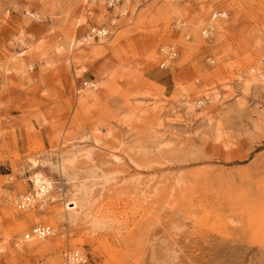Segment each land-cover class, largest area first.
Here are the masks:
<instances>
[{
  "label": "rangeland",
  "instance_id": "obj_1",
  "mask_svg": "<svg viewBox=\"0 0 264 264\" xmlns=\"http://www.w3.org/2000/svg\"><path fill=\"white\" fill-rule=\"evenodd\" d=\"M260 62L264 0H0V264H264ZM28 158L53 202L19 211Z\"/></svg>",
  "mask_w": 264,
  "mask_h": 264
},
{
  "label": "bare ground",
  "instance_id": "obj_2",
  "mask_svg": "<svg viewBox=\"0 0 264 264\" xmlns=\"http://www.w3.org/2000/svg\"><path fill=\"white\" fill-rule=\"evenodd\" d=\"M169 2H172V0H168ZM172 3H169V5H168V9H170V8H172V5H171ZM111 6V5H110ZM172 10V9H171ZM221 13H220V16L217 18V19H215V20H211V21H209V22H207L206 24H205V27H204V29L205 28H207V27H209L210 29H211V32H210V36L209 37H204L203 36V32H204V29L202 30V36L205 38V39H209V38H211L212 37V35H213V33H214V31L216 30V20H218V19H221V18H225L226 17V13L225 12H222V11H220ZM201 14V13H200ZM203 15V13L201 14V16ZM203 16H205V15H203ZM213 17V16H212ZM203 18V17H202ZM116 23V21H113L112 22V24L114 25ZM218 27H220L221 28V26H220V24H218ZM94 29V28H93ZM96 30V32H97V34L100 36V38L101 37H106L107 36V34H108V32H109V30L108 29H101L100 31L99 30H97V29H95ZM20 33H22L23 34V32L21 31ZM222 34V33H221ZM89 38L88 39H86V40H84V42H86L87 44L86 45H91V43H93V38L91 37V36H88ZM19 39V38H18ZM89 41H92V42H89ZM173 47V46H172ZM162 49H172L171 48V46L169 47V46H165V47H163ZM174 49V48H173ZM173 51V50H172ZM11 57V56H10ZM169 59H171V58H169ZM169 59H167V61H166V65H167V63L169 64ZM260 64H262V68H258V74H259V77L262 79V81L264 82V63L263 62H260ZM167 67V66H166ZM77 71V73H80L81 72V70H76ZM260 79V80H261ZM258 81V80H257ZM91 87H95V84H91ZM232 90V89H231ZM233 91V90H232ZM81 92H79V94H80ZM193 109V108H192ZM178 121L179 122H184V120H183V118L182 119H180V118H178ZM73 143V142H72ZM161 143V142H160ZM70 144H71V142H70ZM161 146V145H160ZM76 149V145H72V150H75ZM77 149H78V147H77ZM115 150H117V149H115ZM60 151V150H59ZM82 152V151H81ZM80 152V153H81ZM85 152V151H84ZM113 152V151H112ZM55 154V153H54ZM72 155H73V157L77 154L76 152H72L71 153ZM53 157V156H52ZM83 157H84V155H83ZM109 157L110 158H112L113 160H119V158L118 157H116L113 153H109ZM69 158L70 157H68V159H65V158H63V156H62V153H58L57 154V158L56 159H54L55 160V162L53 163L52 162V165H54V167L59 171V172H62V170H63V168H64V165L66 164V163H68V162H70L71 161V159L69 160ZM75 158V157H74ZM50 159H51V157H50ZM92 159V158H91ZM86 160V159H85ZM84 160V161H85ZM87 161V160H86ZM90 161V160H89ZM88 161V162H89ZM91 162V161H90ZM75 163V162H74ZM92 163V162H91ZM91 163H88V164H91ZM40 164L42 165H44V161L42 160V161H40V160H38V159H35V158H28L24 163H22V170H21V174L22 175H30V179H32V190H33V193H31L32 195H33V197L35 198V205L37 204V203H39V205H36V206H38V207H43L47 202H53V200L51 199V195H52V192L49 194V190H52L53 189V183L47 178V177H45L43 174H40V173H38V172H35L36 170L38 171V168L40 167ZM55 164H57V165H55ZM117 164V163H116ZM73 165V164H72ZM95 165V164H94ZM66 167V166H65ZM96 167V166H95ZM77 168V167H76ZM65 169V171H66V169L67 168H64ZM95 170V169H94ZM98 170V169H97ZM101 170V169H100ZM66 173V172H65ZM92 173V172H91ZM95 176V175H94ZM99 180V179H98ZM108 180V179H107ZM11 180H9V182H10ZM31 194H29V195H31ZM4 196L7 198V200L9 201H13V196H10V194H4ZM18 196H24V195H18ZM87 196V195H86ZM15 197V196H14ZM43 202V203H42ZM12 204H13V202H12ZM35 205H33V206H31L30 208H28V209H32V208H34L35 207ZM47 205V204H46ZM13 206H14V204H13ZM15 207V206H14ZM68 207V208H67ZM72 208V207H71ZM28 209H26V210H28ZM65 210H67V212H68V218H69V221L72 223V224H74V223H76L77 221H76V215L79 213H74V211H73V213H72V210L70 209V206H68V204H67V206H66V208H64ZM73 209V208H72ZM64 210V211H65ZM23 211H25V210H23ZM65 213V212H64ZM61 215V214H60ZM67 215V214H66ZM87 215V214H86ZM67 217V216H66ZM65 217V218H66ZM90 218V217H89ZM88 219V218H87ZM66 220V219H65ZM89 220V219H88ZM67 221V220H66ZM92 225H90V226H93V228L94 229H96V230H99L100 229V222H98L96 219H93L92 220ZM90 223V224H91ZM71 224V225H72ZM47 226V225H46ZM50 227V226H49ZM51 228V227H50ZM94 231V230H93ZM30 232V231H29ZM29 232H27L26 234H28ZM53 232V229L51 228V232L47 235V236H44V237H33V238H28V239H25V235L23 236V238L22 239H20L17 243H15V246H16V248H17V250H19V251H21V247L23 246V244H25V243H28V242H30V241H33V240H35V239H44V238H47V237H49L50 236V234ZM3 253V247H2V244H1V242H0V255ZM74 256H77V257H80L82 260H84L85 261V263L86 264H88V262H87V259L81 254V253H79V252H76V251H71L69 254H68V261L71 263V264H75V261H71V260H74Z\"/></svg>",
  "mask_w": 264,
  "mask_h": 264
},
{
  "label": "built area",
  "instance_id": "obj_3",
  "mask_svg": "<svg viewBox=\"0 0 264 264\" xmlns=\"http://www.w3.org/2000/svg\"><path fill=\"white\" fill-rule=\"evenodd\" d=\"M220 11H216L213 14V17L211 20H215L220 16ZM211 29L209 27L204 29L203 36L209 37L210 36ZM162 52V61L159 64L160 69H166V61L169 58H174L176 56V53L172 51V49H161ZM169 59V60H171ZM13 204L15 208L19 211L26 210L30 208L31 206L35 205V198L33 195H24V196H15L13 197ZM43 203V202H42ZM36 205H39L37 203ZM35 205V206H36ZM51 232V228L49 226L43 225V224H37L35 225L28 234L25 235V239H30L33 237H44L47 236ZM74 260H71L72 262L75 261V264H86L84 260H82L80 257L74 256Z\"/></svg>",
  "mask_w": 264,
  "mask_h": 264
}]
</instances>
